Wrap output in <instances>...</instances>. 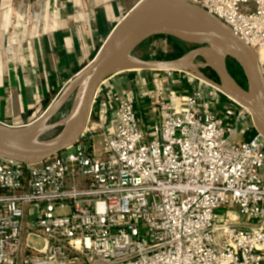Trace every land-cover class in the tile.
Here are the masks:
<instances>
[{
    "label": "built area",
    "instance_id": "built-area-1",
    "mask_svg": "<svg viewBox=\"0 0 264 264\" xmlns=\"http://www.w3.org/2000/svg\"><path fill=\"white\" fill-rule=\"evenodd\" d=\"M191 2L255 49L264 75V0ZM159 76L147 121L116 97L51 160L0 158V264H264V136L251 112L207 80L166 89Z\"/></svg>",
    "mask_w": 264,
    "mask_h": 264
},
{
    "label": "crops",
    "instance_id": "crops-1",
    "mask_svg": "<svg viewBox=\"0 0 264 264\" xmlns=\"http://www.w3.org/2000/svg\"><path fill=\"white\" fill-rule=\"evenodd\" d=\"M139 1L0 0V122L21 127L42 115ZM140 83L121 73L107 80L93 104L99 122L90 125L116 97L134 99L147 121L154 102Z\"/></svg>",
    "mask_w": 264,
    "mask_h": 264
},
{
    "label": "water",
    "instance_id": "water-1",
    "mask_svg": "<svg viewBox=\"0 0 264 264\" xmlns=\"http://www.w3.org/2000/svg\"><path fill=\"white\" fill-rule=\"evenodd\" d=\"M174 21L184 22L199 34L223 42L232 50L229 56L242 67L247 78V89L236 82L227 67L226 71L243 95L232 94L220 77V82L216 83L198 70L195 73L246 106L252 114L256 130L264 136V75L256 50L229 25L191 0H140L113 28L94 58L75 74L42 115L25 127L8 126L0 122V158L36 164L75 145L89 124L100 86L115 74L124 70H142V76L147 78L149 87L152 88V70L184 69L180 67V62L191 56L195 58L200 54L197 51L201 49L177 60H142L130 54L141 42L153 36L157 28ZM206 48L208 47L202 49ZM126 55L136 59L135 66L124 64ZM69 100H72V104L66 117L59 123L48 124ZM58 125H62L61 131L48 140L39 141L40 135L35 141L20 139L22 135L42 126L53 128Z\"/></svg>",
    "mask_w": 264,
    "mask_h": 264
},
{
    "label": "rangeland",
    "instance_id": "rangeland-1",
    "mask_svg": "<svg viewBox=\"0 0 264 264\" xmlns=\"http://www.w3.org/2000/svg\"><path fill=\"white\" fill-rule=\"evenodd\" d=\"M185 38L190 39L191 41L199 40V39H194L190 37H185ZM204 47H208V45L186 41L172 34H158L155 36L154 35L150 36L147 39H145L136 48H134L130 54L134 58H139L142 60H150V59L177 60L189 54L192 51L199 50ZM214 53H215V56L217 58L219 57V59L224 63L225 68L227 67V70L232 77L234 73H239L238 67L233 57L219 50L214 51ZM205 62H206L205 58L200 54L196 55L193 60V64L197 66L198 71L201 74H203L210 80L216 83H219L220 79H219L217 72L211 66L206 65ZM175 70L176 72L174 73L173 77H169L163 74V72H159L158 70H152L151 73L153 77V81H152L153 86L151 88L150 95H153L155 92L154 83H155V77L157 76L158 73H160V76L158 77L157 82H159V85L163 86L166 89H171L172 87L170 85L171 83L173 84V82L176 83L173 85V87H175L177 83H179L180 85L181 81L193 86L195 83H197L198 79H202L195 72L189 69H180V70L175 69ZM121 74L127 75L133 81H136V82L140 81L141 89L146 92L147 84L149 85V82L146 77L141 76L142 70H134V69L124 70L121 72ZM209 84L216 85L211 82ZM71 104H72V100H69L60 109V111L51 119V121L48 124H55V123H59L60 121H62L68 114L71 108ZM90 122L97 124L99 122V118L95 117V115H91ZM21 127H24V126H21ZM97 128H98V132L96 134H100L101 130L99 129V126H97ZM61 129H62V125L53 127L47 132H45L44 134L40 135L38 137V140L39 141L48 140L56 136L61 131ZM94 142H95V147H96L97 152L100 153L101 151H103V138L101 136H96ZM225 211H226V207L220 210L221 213H225ZM30 218L32 217L30 216Z\"/></svg>",
    "mask_w": 264,
    "mask_h": 264
},
{
    "label": "bare ground",
    "instance_id": "bare-ground-1",
    "mask_svg": "<svg viewBox=\"0 0 264 264\" xmlns=\"http://www.w3.org/2000/svg\"><path fill=\"white\" fill-rule=\"evenodd\" d=\"M158 34H172L186 41L208 45V48L201 49L197 51V53H200V55H202L205 58L206 65L211 66L217 72L218 76L224 81L226 89L231 91L232 94L234 93L237 95L240 94L243 95L240 89L236 86L235 82L228 75L224 63L219 59V57L217 58L215 56L214 51L216 50L224 52L228 55L232 54V50L225 43L207 38L206 36L199 34L195 30H193L189 25L181 21H174L160 26L155 30L154 36ZM185 37H190L199 40L191 41L190 39H187ZM193 59H194L193 56L185 58L182 62H180V67L184 69H191L194 72H196L198 68L193 64ZM136 63L137 61L133 57L129 55L125 56L124 64L126 66L133 67L135 66ZM50 129H51L50 126H42L40 128L30 131L29 133H26L25 135H22L20 139L28 142L35 141L37 140V137L39 135L44 134Z\"/></svg>",
    "mask_w": 264,
    "mask_h": 264
},
{
    "label": "trees",
    "instance_id": "trees-1",
    "mask_svg": "<svg viewBox=\"0 0 264 264\" xmlns=\"http://www.w3.org/2000/svg\"><path fill=\"white\" fill-rule=\"evenodd\" d=\"M234 61H235L236 65H237V67H238V72L239 73H234L233 74V77H234V79L236 80V82L241 87H243L244 89H247L248 83H247V78L245 76V73H244L242 67L239 65V63L236 60H234Z\"/></svg>",
    "mask_w": 264,
    "mask_h": 264
}]
</instances>
